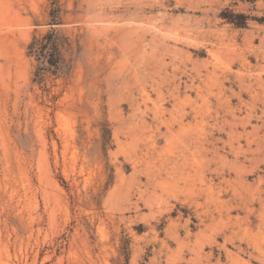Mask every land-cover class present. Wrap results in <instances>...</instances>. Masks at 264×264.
Segmentation results:
<instances>
[{
  "label": "rangeland",
  "instance_id": "1",
  "mask_svg": "<svg viewBox=\"0 0 264 264\" xmlns=\"http://www.w3.org/2000/svg\"><path fill=\"white\" fill-rule=\"evenodd\" d=\"M0 264H264V0H0Z\"/></svg>",
  "mask_w": 264,
  "mask_h": 264
},
{
  "label": "trees",
  "instance_id": "2",
  "mask_svg": "<svg viewBox=\"0 0 264 264\" xmlns=\"http://www.w3.org/2000/svg\"><path fill=\"white\" fill-rule=\"evenodd\" d=\"M29 54L34 56L37 61L43 62L49 67H55L54 69H56V66L62 60L56 32L51 31L40 41L31 43L29 46Z\"/></svg>",
  "mask_w": 264,
  "mask_h": 264
},
{
  "label": "bare ground",
  "instance_id": "3",
  "mask_svg": "<svg viewBox=\"0 0 264 264\" xmlns=\"http://www.w3.org/2000/svg\"><path fill=\"white\" fill-rule=\"evenodd\" d=\"M170 110V109H169ZM194 152V151H193ZM49 257V256H48Z\"/></svg>",
  "mask_w": 264,
  "mask_h": 264
}]
</instances>
